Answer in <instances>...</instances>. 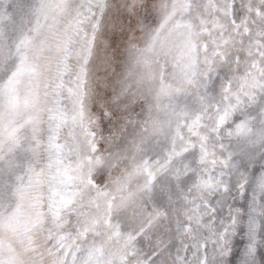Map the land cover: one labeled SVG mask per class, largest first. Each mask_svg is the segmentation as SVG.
I'll return each mask as SVG.
<instances>
[{"label":"snow or ice","instance_id":"snow-or-ice-1","mask_svg":"<svg viewBox=\"0 0 264 264\" xmlns=\"http://www.w3.org/2000/svg\"><path fill=\"white\" fill-rule=\"evenodd\" d=\"M241 16L0 0V264H262L264 30ZM101 47L124 72L93 110Z\"/></svg>","mask_w":264,"mask_h":264},{"label":"clouds","instance_id":"clouds-1","mask_svg":"<svg viewBox=\"0 0 264 264\" xmlns=\"http://www.w3.org/2000/svg\"><path fill=\"white\" fill-rule=\"evenodd\" d=\"M114 5V10L118 14L120 10L124 9V6L130 3V0H109ZM241 6L242 16L241 24L247 25L248 31L241 33L240 38L243 39H255L257 30H264V0H238ZM258 10V11H257ZM124 31L131 32L136 27L135 17L128 14L126 18L119 21ZM227 23V21H226ZM123 40L124 38L121 37ZM124 48L121 47L120 54H116V49H109L107 52L103 47L98 49L97 57L93 65L92 73V85L94 94L91 100L93 110L103 107L105 104L111 101L112 95H114V87L117 86L124 72V60L123 55ZM108 85V86H106ZM225 144L232 143L234 145V139L230 140L225 133ZM187 163L191 164L193 158H189ZM198 163V158L196 160ZM258 164H264V160L258 161ZM238 249L242 250V246L238 245ZM258 259L264 264V249L259 253ZM239 261V256H237Z\"/></svg>","mask_w":264,"mask_h":264}]
</instances>
